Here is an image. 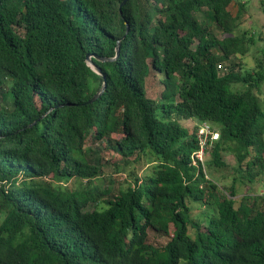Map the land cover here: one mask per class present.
Masks as SVG:
<instances>
[{"label": "trees", "instance_id": "1", "mask_svg": "<svg viewBox=\"0 0 264 264\" xmlns=\"http://www.w3.org/2000/svg\"><path fill=\"white\" fill-rule=\"evenodd\" d=\"M244 9L0 0V264H264V207L248 191L234 198L237 181L264 176V46L252 66L221 69L255 43L235 34ZM200 122L218 136L196 165ZM89 137L148 171L117 193L95 184L106 161ZM226 153L237 176L220 186L205 170L225 167ZM149 229L169 239L157 245Z\"/></svg>", "mask_w": 264, "mask_h": 264}, {"label": "rangeland", "instance_id": "2", "mask_svg": "<svg viewBox=\"0 0 264 264\" xmlns=\"http://www.w3.org/2000/svg\"><path fill=\"white\" fill-rule=\"evenodd\" d=\"M246 4V9L243 10L242 15L239 20V26L236 30L235 34H241L245 32L246 37H250L251 34L254 35V41L255 43L249 44V49L245 55H237V57L232 58L230 62H227L225 65H222V71H225V66H228L231 62H241L243 66L250 67L254 64V54L258 49H261V47L264 46V15L261 10L260 6V0H244ZM230 9L233 15L237 13L238 7L236 4H231ZM206 9L202 8L199 13H195L197 18L199 20H204L206 17ZM208 22H210L208 20ZM256 30H255V29ZM212 30L217 35V37H222L223 34H221L220 30L215 26V24H212ZM256 36V37H255ZM257 38V39H256ZM256 39V40H255ZM160 74H156L154 78H152L150 81L153 83L152 90L154 91V95L157 96V88H159V79ZM152 92V91H151ZM261 96H264V84L261 87V90L259 91ZM153 96V95H152ZM197 121L195 119H190L184 122V125H191L196 123ZM112 138H118V134L112 133L110 135ZM213 138H217V135H213ZM204 140V139H203ZM87 145H90L92 147L100 146V152L99 156H101L104 161V164L101 166V172L96 176V183H101L102 186H108L110 185L111 191L113 193H117V190L119 187H121L122 182L124 180L130 181V177H133L135 175V172H138V175H143L145 172L148 171L149 166L143 165L141 162L134 163L133 162V156L129 157L128 159L123 158L119 153H117L115 150H112L108 147L104 148L106 145L105 140L98 141L95 144H91L90 137L87 139ZM93 156V155H92ZM210 156L207 155V159ZM224 158L226 160L227 165L225 167H214L211 165V168L206 166V174L210 178H217L220 181V186L226 185L229 186L231 183V180L233 177L237 176L234 166V156L231 153H226L224 155ZM128 162V163H127ZM44 179H48V177H44ZM85 180V179H84ZM83 180V182H84ZM261 183H264V176L258 177L257 181L253 183L248 184H240V182H236L237 187V195L234 197L236 198V205L239 203V197L241 194H244L245 192H250L252 195L257 197L258 201V207L262 208L264 207V201L262 200L264 198V186H261ZM66 184V183H64ZM203 208V206H201ZM88 209H92V206H89ZM199 212V208H194L191 214H196ZM171 228V227H170ZM189 232L193 234V229L190 228ZM148 236L151 239H154L155 244H164L169 237L158 235L152 230H148Z\"/></svg>", "mask_w": 264, "mask_h": 264}, {"label": "built area", "instance_id": "3", "mask_svg": "<svg viewBox=\"0 0 264 264\" xmlns=\"http://www.w3.org/2000/svg\"><path fill=\"white\" fill-rule=\"evenodd\" d=\"M217 135L218 133L212 130L209 124L205 122H200L197 124V138H198V144L199 147L196 151L192 152L191 159L192 164H198L204 162L206 159L205 157V147H206V139H216L213 138V135ZM204 139V140H203Z\"/></svg>", "mask_w": 264, "mask_h": 264}, {"label": "water", "instance_id": "4", "mask_svg": "<svg viewBox=\"0 0 264 264\" xmlns=\"http://www.w3.org/2000/svg\"><path fill=\"white\" fill-rule=\"evenodd\" d=\"M124 1L121 2V4L123 3ZM118 50H119V45H117L116 47V54H115V57L118 55ZM93 55L91 54H87L86 55V60L88 62L89 65L92 66V68L98 73L100 74L103 78H104V74L102 73L101 69L94 66V64L92 63V61L90 60V58L92 57ZM105 85H106V82L105 80L103 81V84H102V87L94 94V96L88 100V102H91L93 100H95L102 92H103V89L105 88Z\"/></svg>", "mask_w": 264, "mask_h": 264}]
</instances>
